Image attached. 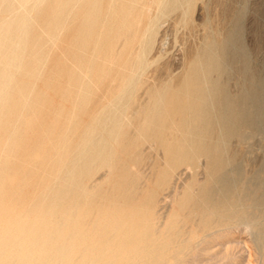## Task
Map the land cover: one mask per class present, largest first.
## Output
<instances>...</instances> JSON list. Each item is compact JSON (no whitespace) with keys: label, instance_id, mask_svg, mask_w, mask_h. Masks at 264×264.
<instances>
[{"label":"bare ground","instance_id":"6f19581e","mask_svg":"<svg viewBox=\"0 0 264 264\" xmlns=\"http://www.w3.org/2000/svg\"><path fill=\"white\" fill-rule=\"evenodd\" d=\"M217 2L0 0V264H248L235 226L264 248V59Z\"/></svg>","mask_w":264,"mask_h":264},{"label":"rangeland","instance_id":"374dc122","mask_svg":"<svg viewBox=\"0 0 264 264\" xmlns=\"http://www.w3.org/2000/svg\"><path fill=\"white\" fill-rule=\"evenodd\" d=\"M212 4H216V3H219L217 1H221V3H230L232 2V0H209ZM216 2V3H213V2ZM228 1V2H227ZM230 1V2H229ZM227 2V3H226ZM234 2V3H233ZM232 4H234L235 8L236 6L238 5V7H245V15H244V38H245V41L246 43H248V45L253 48V52L256 54L257 56V64L258 66L261 65L263 59H264V0H233ZM236 2V4H235ZM224 4V5H225ZM242 4V5H241ZM223 5V4H222ZM223 5V6H224ZM247 6V7H246ZM237 7V8H238ZM169 32H167V35L164 34L163 36V41L164 42V45L162 44L160 47H159V54H162V57L159 58L155 64H158V63H161L162 61H164L171 53H173L172 55H176L177 51H175L177 48V50L179 49L178 46L181 45V41H182V37H181V34L180 33H176V32H172L171 30H168ZM178 34V35H177ZM170 35V36H169ZM176 35H177V38H176ZM180 35V36H179ZM262 35V36H261ZM167 36V37H166ZM181 37V38H180ZM167 38V39H166ZM180 38V39H179ZM260 38V39H259ZM174 39V40H173ZM168 40V41H167ZM172 42H171V41ZM176 40V44H174ZM178 41L180 43H178ZM165 43L168 45H165ZM170 44V46H169ZM179 44V45H178ZM172 45V46H171ZM174 47V48H173ZM166 51V52H165ZM170 52V53H169ZM175 52V53H174ZM166 55V56H165ZM165 57V59H164ZM164 59V60H163ZM41 85V84H39ZM252 142H260V137H254L251 139ZM156 148V147H155ZM153 148V149H147V152L150 154L151 157L154 158V156L156 157L158 154L161 153V149L158 150L159 148ZM153 150V152L151 151ZM160 151V153L158 152ZM156 152V153H155ZM150 170V168L147 169V171ZM107 182L104 181L103 182V185H106ZM186 189H183V192L181 193V195L179 196V198L175 201L174 203V211L175 213H184V211L181 209V202L185 199L186 197ZM183 196V197H181ZM180 202H179V201ZM177 204V206H176ZM179 206V207H178ZM179 208V209H178ZM185 214V213H184ZM183 214V215H184ZM236 227V229H234ZM233 229H232V237H233V234H234V238H232V241L234 242V239H235V246L233 245L234 243L230 242V249L232 251H237V253L239 254H243V258H244V251H245V258L246 259V262H250L251 264H261L262 262V258L264 257L262 255V251H263V247H258V245L256 244V242L253 240L252 236H251V233L249 231H245V230H241L240 227L237 228V226H235ZM238 229V230H237ZM240 230V231H239ZM238 236H237V235ZM250 234V235H249ZM238 240V241H237ZM245 240V241H244ZM254 241V242H253ZM238 242V243H236ZM243 242V243H242ZM245 243V244H244ZM239 245V246H238ZM234 246V247H233ZM244 246V247H243ZM246 247V248H245ZM236 248V250L234 249ZM257 248V249H256ZM243 251L241 253V251ZM247 253V254H246ZM259 254V255H258ZM222 256L223 254L222 253H218L217 257ZM250 255V256H248ZM256 255V256H255ZM261 255V256H260ZM255 256V257H254ZM216 257V256H215ZM213 257L212 258V261L214 259H217V261L220 263L221 262H224V260H226L225 257L224 260H220V259H223V257H219L220 261L218 260V258L216 257ZM249 257V258H248ZM254 257V258H253ZM262 257V258H261ZM211 259V258H210ZM208 261H211V260H208ZM217 261L214 262H211L212 264H217ZM207 260H205V262L203 261L202 264H206ZM208 263V262H207ZM210 263V262H209ZM208 263V264H209ZM248 263V264H250Z\"/></svg>","mask_w":264,"mask_h":264}]
</instances>
